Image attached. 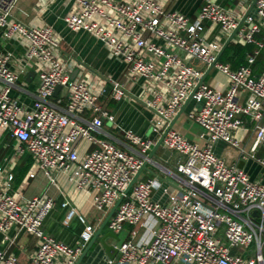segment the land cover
<instances>
[{"label":"built area","instance_id":"built-area-1","mask_svg":"<svg viewBox=\"0 0 264 264\" xmlns=\"http://www.w3.org/2000/svg\"><path fill=\"white\" fill-rule=\"evenodd\" d=\"M18 0H0V38L26 42L25 51L16 57L0 47V138L10 133L17 141L18 154L28 152L37 169L58 185L57 172H69L79 189L94 191L93 207L110 210L124 194L135 175L149 159L156 144L150 136L123 129L131 151L106 137L104 121L115 118L101 103L102 93L83 79H72L61 56L62 41L51 25L30 26L14 16ZM75 8L64 17L72 31L96 37L112 57L127 65L132 79L150 83L152 98L146 104L155 110L153 132L163 135L175 115L191 95L195 106L187 114L207 137L205 145L170 129L162 145L177 153L174 169H163L176 178L165 185L158 177L137 180L109 221L118 233L124 225H147L150 239L124 240L113 264H157L172 260L184 264H264V178L255 180L239 167L240 160H252L264 168V71L252 70L256 55L264 46V0H257L245 17L235 38L255 43V54L247 64L234 69L218 59L220 40L203 36L204 22L219 24L231 35L246 15L253 0H238L225 7L206 0L198 16L166 8L159 0H69ZM262 34V39L256 38ZM15 61V65L13 64ZM36 66L39 82L32 104L12 95L23 89L20 77L26 68ZM213 65L230 84L226 91L201 82L205 70ZM58 87L66 89V103L54 102ZM112 96L124 95L121 84L112 81ZM244 94L247 95L243 101ZM197 105V106H196ZM90 112L89 117L84 116ZM239 115L256 122L257 135L250 149L236 139L244 126ZM88 143L81 155L79 145ZM217 143L237 150L238 160L229 162L215 150ZM13 174L0 182V231L12 228L38 238L31 254L32 264H76L95 233L94 224L78 213L69 199L67 223L77 215L84 224L78 245L63 242L44 229V220L55 206L46 195L24 200L10 192ZM161 191L158 197L154 193ZM137 235V230H132ZM239 249V251H235ZM0 264H25L17 256L0 249Z\"/></svg>","mask_w":264,"mask_h":264},{"label":"crops","instance_id":"crops-1","mask_svg":"<svg viewBox=\"0 0 264 264\" xmlns=\"http://www.w3.org/2000/svg\"><path fill=\"white\" fill-rule=\"evenodd\" d=\"M205 1L206 0H159L166 8L181 11L192 19L198 16ZM215 1L225 7L237 6L239 2L238 0ZM252 3L253 1L251 4ZM74 8V4L69 0H18L14 10V16L30 26L51 25L55 28L57 33H59L62 41L61 56L66 60L71 75L76 72L75 79L88 81L95 92L102 93L101 103L115 118L113 122L109 120L104 121L103 128L108 139L123 149L131 151L124 136L123 129H132L142 136L153 137L157 143L161 135L159 136L153 132V122L156 118V113L155 110L148 107L146 104V102L152 98L153 89L150 83L143 78L132 79L128 75L127 65L112 57L107 47L96 37L84 31H72L66 25L64 17ZM204 26L203 36L206 40H220L223 48L230 35L224 34L219 24L211 21H205ZM256 38L261 40L262 34H257ZM237 42L238 40L234 36L227 47L232 49ZM243 44H248L252 48L245 57L247 64L248 56L255 54L258 46L255 43ZM25 45V41L17 38L11 40H3L0 38V47L13 51L16 57L23 54ZM234 54L235 51L232 49L231 55ZM223 62H227L233 67V65L241 63V59H230ZM13 64L15 65V61H13ZM239 66H241V64ZM36 68L35 65L26 68L19 82V85H21L23 89L15 88L12 91V95L19 98L20 101L25 104H32L35 98V91L39 82V75ZM252 70L256 75L264 71V46L260 48L259 54L256 55ZM205 75L206 78L204 82L209 85L222 91H226L229 88L230 82L228 78L215 68H207L204 76ZM113 80L118 81L122 86L124 95L121 99H115L112 96ZM2 86L3 83L0 81V89ZM108 86H110V89L107 91ZM65 95L66 89L60 88L55 93L52 100L58 102L60 98L61 101L58 105L64 106L67 100ZM246 97L247 95L244 94L243 101H245ZM194 106L195 103L191 100L186 106L185 112L180 114L177 118L173 129L203 146L207 143V137L204 134L203 128L198 123L190 120L187 116L188 112L192 110ZM178 113L175 115L174 119L177 117ZM90 115L91 113L87 112L84 116L89 117ZM239 116L244 120V126L235 132V137L243 146L250 149L257 135L256 122L248 116ZM155 145L148 152L149 159L145 162L146 167L142 170L137 180H147L158 177L165 185H176L174 184L176 178L167 173L163 169V166L174 169V164L177 161V153L167 150L161 144L151 157ZM16 146L17 141L10 133H5L1 136L0 182L4 181L9 174H13L14 178L10 189L12 194L19 193L20 197L24 200L46 194L55 200L53 210L44 220L45 231L70 245H78L79 235L84 229V224L77 215L73 216L69 223H67L70 207H64L62 202L65 201V199H69L71 205L76 208V211L84 214L87 221L95 225L97 232L111 209L103 212L93 207L95 192L79 189L76 183L70 179L69 172L65 171H58V185L52 184L44 171L35 168L32 156L28 152L21 155L18 154ZM87 147V141L82 140L79 145L81 155ZM215 150L229 162H236L238 160L237 150L232 149L229 145L217 143L215 145ZM258 154H264V144H261L258 148ZM242 161L244 163L242 168H244L253 179L258 180L264 178V168L258 163L252 160H240L239 163ZM160 194H162L161 191H156L154 193L155 197H158ZM109 221L97 239L93 242L92 239L87 243L77 261L79 264H111L108 260L114 259L116 261L118 259V246L122 241L128 239L141 241L144 237L150 239L149 230L151 227L155 226L153 220H150L147 225L143 226H134L126 223L121 232L115 233L110 230ZM133 229L137 230L136 236L132 235ZM108 233H112L113 235H108ZM105 236L106 245L108 247L114 246L115 249H111L110 251L107 250V247H105L101 240ZM37 243V237L25 231H18L17 228H12L6 234L0 231V249L6 250L8 253L17 256L25 264H32L30 256L37 249ZM157 264L184 263L172 260L169 263Z\"/></svg>","mask_w":264,"mask_h":264},{"label":"water","instance_id":"water-1","mask_svg":"<svg viewBox=\"0 0 264 264\" xmlns=\"http://www.w3.org/2000/svg\"><path fill=\"white\" fill-rule=\"evenodd\" d=\"M257 0H253V3L251 4V7L249 9V11L246 13V15L243 17V19L240 21L238 27L232 32V34L230 35V37L228 38V40L226 41L225 45L223 46V48L221 49L219 55H218V59L220 58L221 54L223 53V51L225 50V48L228 46V44L230 43V41L234 38V36L236 35L239 27L242 25L245 17L253 10L255 4H256ZM213 65L210 67V69H212ZM76 77V72L74 74L71 75L72 79H75ZM206 78V75L203 76L201 82H203ZM61 87H58L56 92L60 89ZM110 89V86L107 87V91ZM192 96L191 95L189 97V99L184 103V105L182 106V108L180 109L177 117L170 123V125L168 126V128L165 130V132L163 133V135L161 136V138L159 139V141L156 143L155 148L151 154V157L153 156L155 150L162 144V141L164 139V136L166 135V133L173 128L177 118L180 116V114H182L183 112H185V108L186 106L189 104V102L192 100ZM244 163L243 161L241 163H239V167H243ZM146 167V164H144L143 168L135 175V177L133 178L132 182L130 183V185L128 186V188L125 190L124 194L119 198V200L116 202V204L111 208V211L109 212L107 218L105 219L104 223L99 227L98 231L96 232L92 242L97 239V237L100 235V233L102 232V230L104 229V227L106 226V224L108 223V221L110 220V218L113 216V214L115 213L117 207L119 206V204L122 202V200L124 199V196L129 194L131 187L133 186V184L137 181L140 173L142 172V170ZM108 235H113L112 233H108ZM107 236V235H106ZM105 237H103L102 243L105 245V247H107V250L110 251L111 249H115L114 246L108 247L105 243ZM84 255V254H83ZM82 258V257H81ZM76 264H79V262H77Z\"/></svg>","mask_w":264,"mask_h":264},{"label":"trees","instance_id":"trees-1","mask_svg":"<svg viewBox=\"0 0 264 264\" xmlns=\"http://www.w3.org/2000/svg\"><path fill=\"white\" fill-rule=\"evenodd\" d=\"M234 49L235 54L231 55V50ZM230 49L229 47H227L224 52L221 54L219 60L221 61H228L230 59H241V63H237L235 65H233L234 69H237L239 67H241L242 65L246 64V54L252 49L250 45L248 44H243V43H235L234 47ZM243 62V63H242ZM241 64V66H239Z\"/></svg>","mask_w":264,"mask_h":264},{"label":"rangeland","instance_id":"rangeland-1","mask_svg":"<svg viewBox=\"0 0 264 264\" xmlns=\"http://www.w3.org/2000/svg\"><path fill=\"white\" fill-rule=\"evenodd\" d=\"M104 235H105V234H104ZM104 235H102V236H104ZM102 236H101V237H102ZM235 251H239V249H235Z\"/></svg>","mask_w":264,"mask_h":264}]
</instances>
